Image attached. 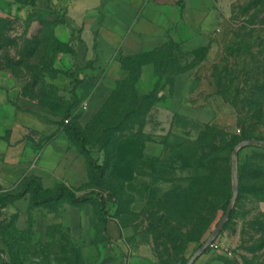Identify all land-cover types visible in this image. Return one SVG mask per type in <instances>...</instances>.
Listing matches in <instances>:
<instances>
[{
  "label": "rangeland",
  "instance_id": "obj_1",
  "mask_svg": "<svg viewBox=\"0 0 264 264\" xmlns=\"http://www.w3.org/2000/svg\"><path fill=\"white\" fill-rule=\"evenodd\" d=\"M223 1L217 38L121 57L125 76L91 88L95 101L54 83L71 73L62 53H76L56 31V6L70 0H0V76L11 74L19 90L11 102L57 126L48 135L17 126L2 158L55 137L71 157L55 179L0 173V264H109L108 250L119 255L113 264H187L231 201L192 264H264V145L234 155L264 140V0ZM148 59L157 66L151 85L140 79ZM66 120L83 130L90 155L66 136Z\"/></svg>",
  "mask_w": 264,
  "mask_h": 264
},
{
  "label": "crops",
  "instance_id": "obj_2",
  "mask_svg": "<svg viewBox=\"0 0 264 264\" xmlns=\"http://www.w3.org/2000/svg\"><path fill=\"white\" fill-rule=\"evenodd\" d=\"M223 8V0H70L57 4V36L76 53H62L60 68L71 73L60 72L54 83L63 95L74 91L78 99L100 100L99 91L89 90L114 85L125 76L121 57L152 55L169 40L191 49L205 46L219 36L216 29ZM140 70L142 83L153 84L155 61L148 59ZM74 79L78 80L75 89ZM17 84L9 73L0 76V173L10 181L27 176L55 179L71 158L65 138L55 137L37 150L24 146L23 154L13 161L2 158L4 137L17 126L47 135L57 130L37 115L15 107L11 98L19 94ZM115 255L108 250L107 263L118 261L119 255Z\"/></svg>",
  "mask_w": 264,
  "mask_h": 264
},
{
  "label": "water",
  "instance_id": "obj_3",
  "mask_svg": "<svg viewBox=\"0 0 264 264\" xmlns=\"http://www.w3.org/2000/svg\"><path fill=\"white\" fill-rule=\"evenodd\" d=\"M246 145H264V140L250 139V140H247L245 142L238 144L234 150L235 159L237 157L238 150ZM234 178H235V184H234V197H235L238 193V179H237V164L236 163L234 164ZM233 204H234L233 201L229 203L225 216L222 218L221 222L218 224L212 236L197 250V252L193 255V257L188 261L187 264H192L193 261L196 260L198 256H200L206 251L209 245L217 237V235L223 229V227L226 224V221L231 215Z\"/></svg>",
  "mask_w": 264,
  "mask_h": 264
},
{
  "label": "trees",
  "instance_id": "obj_4",
  "mask_svg": "<svg viewBox=\"0 0 264 264\" xmlns=\"http://www.w3.org/2000/svg\"><path fill=\"white\" fill-rule=\"evenodd\" d=\"M78 80L77 79H74L73 81V85H74V89L77 87L78 85ZM63 125H64V131L65 133L67 134V136L78 143L81 151L83 154H86V155H90V150L88 149V141H87V138L83 132V130L77 125V124H72V123H64L63 122ZM90 164H93V161L92 159L89 160ZM40 189V186L37 185L36 186V190L34 192V197H33V200L34 202L36 203V197L38 195V191ZM58 191L61 193V194H64V195H67L68 197L74 199L75 198V194L74 192L69 189L68 187L66 186H60L58 188Z\"/></svg>",
  "mask_w": 264,
  "mask_h": 264
},
{
  "label": "built area",
  "instance_id": "obj_5",
  "mask_svg": "<svg viewBox=\"0 0 264 264\" xmlns=\"http://www.w3.org/2000/svg\"><path fill=\"white\" fill-rule=\"evenodd\" d=\"M65 122H66V123H69V120H66Z\"/></svg>",
  "mask_w": 264,
  "mask_h": 264
}]
</instances>
